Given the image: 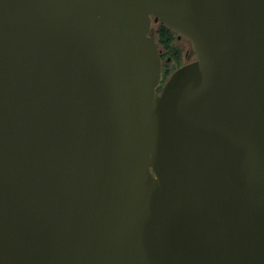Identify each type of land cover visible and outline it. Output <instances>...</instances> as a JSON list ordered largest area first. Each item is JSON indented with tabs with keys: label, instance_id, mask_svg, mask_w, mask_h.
Masks as SVG:
<instances>
[{
	"label": "water",
	"instance_id": "obj_1",
	"mask_svg": "<svg viewBox=\"0 0 264 264\" xmlns=\"http://www.w3.org/2000/svg\"><path fill=\"white\" fill-rule=\"evenodd\" d=\"M0 264H264V0H0Z\"/></svg>",
	"mask_w": 264,
	"mask_h": 264
},
{
	"label": "flooded vegetation",
	"instance_id": "obj_2",
	"mask_svg": "<svg viewBox=\"0 0 264 264\" xmlns=\"http://www.w3.org/2000/svg\"><path fill=\"white\" fill-rule=\"evenodd\" d=\"M155 23L160 25L158 22ZM156 32L157 29L154 30L155 37ZM171 45V48L166 49L163 45L158 43L163 62L162 83L159 88V92L162 91L163 85L169 80L175 70L195 59V56L191 55V42L188 39L173 32V41ZM182 59H186L188 61L186 63H181Z\"/></svg>",
	"mask_w": 264,
	"mask_h": 264
},
{
	"label": "trees",
	"instance_id": "obj_3",
	"mask_svg": "<svg viewBox=\"0 0 264 264\" xmlns=\"http://www.w3.org/2000/svg\"><path fill=\"white\" fill-rule=\"evenodd\" d=\"M156 38L158 43L163 45L166 49L171 48V44L173 41V32L165 25H159L156 32Z\"/></svg>",
	"mask_w": 264,
	"mask_h": 264
},
{
	"label": "rangeland",
	"instance_id": "obj_4",
	"mask_svg": "<svg viewBox=\"0 0 264 264\" xmlns=\"http://www.w3.org/2000/svg\"><path fill=\"white\" fill-rule=\"evenodd\" d=\"M152 27L154 28V30H156V29H158L159 24L155 23L154 20H153V22H152ZM191 60H192V59H191ZM187 61H188V60H186V59H182V60H181V63H186Z\"/></svg>",
	"mask_w": 264,
	"mask_h": 264
}]
</instances>
